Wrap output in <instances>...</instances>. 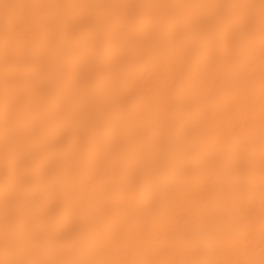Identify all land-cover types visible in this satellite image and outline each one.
<instances>
[{
  "label": "bare ground",
  "instance_id": "1",
  "mask_svg": "<svg viewBox=\"0 0 264 264\" xmlns=\"http://www.w3.org/2000/svg\"><path fill=\"white\" fill-rule=\"evenodd\" d=\"M0 264H264V0H0Z\"/></svg>",
  "mask_w": 264,
  "mask_h": 264
}]
</instances>
